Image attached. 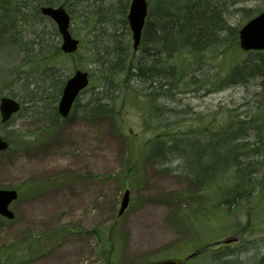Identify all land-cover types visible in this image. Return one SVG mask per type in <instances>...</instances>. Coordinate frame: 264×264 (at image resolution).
<instances>
[{
    "label": "rangeland",
    "instance_id": "obj_1",
    "mask_svg": "<svg viewBox=\"0 0 264 264\" xmlns=\"http://www.w3.org/2000/svg\"><path fill=\"white\" fill-rule=\"evenodd\" d=\"M112 1L126 6L106 26L126 37L130 32L123 20L130 0ZM112 1L62 0L72 19L69 30L80 47L70 58H54V69L61 79L75 70L92 73L81 102L102 86L89 50L94 38L101 37L103 25L92 8ZM211 1L224 14V25H218L222 32L217 28L218 41L211 42L209 50L181 53L176 62L185 70L175 74L179 82L172 89L122 79L114 85L120 108L112 120L84 122L76 109L67 119L54 122L27 107L8 126H0V135L10 144L0 153V190L18 193L9 207L13 220L0 218V264H147L170 258L188 264V257L191 264L264 263V165H252L260 159H252V137L240 139L243 142L236 139L240 135L232 137L234 144L223 149V157L235 163L214 183L197 177L199 172H192L199 179L190 181L187 175L192 173L184 166L189 156L178 146L185 137L238 133L237 119L244 110L251 109L248 117L256 122L264 117V106L244 108L264 93V51H241L236 33L248 17L264 8V0ZM32 19L28 10L7 21L0 16L3 32L12 26L0 41V97H11L20 89L29 62L21 50L30 45L33 31L43 34L45 24L52 22L45 19L33 26ZM234 68L241 69L243 77L226 88L224 81ZM150 98L158 104L159 119L147 111ZM157 143L176 146L172 153L166 152L170 160H158L162 158L155 152ZM214 156L208 155L207 166ZM238 159L250 167L247 172L244 168L239 172ZM187 165L192 167L188 160ZM206 174L211 177V171ZM242 174L253 176V182L246 184L247 196L229 204L238 192L235 182L249 180ZM125 193L128 205L118 216ZM205 199L214 202L216 212L212 207V216L206 212L202 219L200 211L209 204ZM214 221L216 230L211 228ZM194 245L199 246L193 249Z\"/></svg>",
    "mask_w": 264,
    "mask_h": 264
},
{
    "label": "trees",
    "instance_id": "obj_2",
    "mask_svg": "<svg viewBox=\"0 0 264 264\" xmlns=\"http://www.w3.org/2000/svg\"><path fill=\"white\" fill-rule=\"evenodd\" d=\"M20 1H17L13 4L10 0H0L1 18L7 21V18L11 17L12 15L16 17L17 13L26 15L27 10L30 12V14L33 15V13H37L39 11L38 8L40 5H64V2H62L61 0H58L60 2H58L57 0L53 2L49 0H25L23 2ZM172 2V0H149V3L151 4V6H149V16L145 23V28L142 32V39L137 48V53H134L133 49L131 48L130 38H128L127 36L123 37V34L122 36L117 34L115 30L110 32L106 29H103V32H100V35L101 37L103 36V38L101 39V37H99V39L93 40L94 46L92 47L93 49L89 50V52H91L92 56L96 58L95 62L98 63H96V66L99 69L98 78H101L100 82L102 83V86L99 87L98 90L92 89L93 93L90 95V97L83 104H80V106H78L80 107L79 114L84 119V121L87 120L89 122H99L112 120L115 116L117 117L120 106L119 104H117L118 95L114 94V85L118 81L126 79L124 81L128 83L131 82L128 79L142 78L144 82L148 83L159 79L156 87L157 89H172V87H175L179 82V80L176 79L177 76L175 77V74H177L179 71L185 70V65L182 66L178 62H176V60L180 59L179 57H181V53L185 51H188L190 53L196 51L199 53H203L204 51L209 50V48L212 47L209 45L213 40L212 26L214 23H211V19L215 18L217 21V14L212 10L205 11L202 5L199 7L197 4L194 5V10H190L189 6L184 4L183 7H180L178 13L173 9L175 6ZM55 3L58 4L55 5ZM175 8L177 9V7ZM191 13H194L198 16L195 21H190ZM173 20L175 22H180L183 20L185 21V23L183 26L176 28L173 25ZM208 23H210V26L208 25ZM123 25L125 29L126 20H123ZM217 25L218 23L215 24V29L219 28ZM203 26H207L208 29L205 28L206 31H202ZM10 28L11 26L8 25V29L4 32H9ZM4 32L2 31V29H0V41L5 40V36H7ZM221 32L222 31H220V33ZM54 34H56L55 37ZM173 37L175 38V42L172 41ZM214 37L216 38V41H218L219 36H216L215 34ZM55 38H58L57 31L52 29L50 30L47 37L38 36L37 38H34L31 41L32 47L30 49L25 46L21 50L22 53L25 54V57L27 59L30 57L28 53L30 51H35V53L42 54L45 58L48 59V65H38L28 62V67H26L27 71H25L24 78L22 79V84L20 85L19 98L23 104V107H26L27 104L33 103L41 108L39 110H36V112L41 111L42 109H44V107H46L49 113L46 112L45 114H50V116L56 114L55 104L60 97L59 95L64 83V79H61L59 74H56L57 70L54 69V58L63 57V54L59 52L58 43H56ZM97 44L100 45V49L97 47ZM152 44L158 46L161 45L162 49L160 47L158 50L152 49L150 48ZM162 53L165 54V60L161 59L160 57ZM30 69H32L33 71L30 72ZM241 72V69L234 68L227 75L224 83L226 84L229 81L234 82L237 78L243 77ZM55 77L58 78V81L55 80ZM164 80L167 83V87L164 86ZM146 86L153 85L149 84ZM147 103L148 104L146 108L148 113L150 114V117L153 115L157 116L155 110L158 109V104L155 102V99L150 98ZM246 105H252L251 108L257 107L256 109L259 110L260 107L264 106V93L260 95V97H257L253 104L247 103ZM159 110H162V108L159 107ZM164 110L167 109H163L162 111ZM160 116L162 115H158L156 118L159 119ZM237 120L239 121L237 124L238 133L229 135H222L221 133H207L205 137H203L202 135H197L193 138H183L185 141L180 142L178 146L180 147V149L187 152L189 156L186 160H184V166L186 167L187 173L194 172L198 174L199 172L197 177L204 178L207 183H214L213 181H215L220 173L227 170V168L229 169L230 167L228 166H230L232 163H235L233 159H227V157H223V149H225V147H229V145L234 144L232 142V137L234 135H240L236 138L239 141L240 139H243L244 141L245 138H247L246 134L243 132V121H241V118ZM168 124H162L161 126H168ZM253 124L259 128L264 127L263 120H259L258 122L254 120ZM200 142H203L204 144L206 143L204 145V148L196 147V144ZM240 142H242V140ZM183 144L187 146H185L184 148L182 147ZM192 146H195L196 148L192 149ZM175 149L176 146H171V144L165 143L161 145L157 143V145L155 146V152H159L162 158L158 160L160 162L164 160H170V157L166 152L172 153L173 151H175ZM197 150H202V154H200V157L198 156L199 159L195 162L192 158L197 157ZM250 150L253 153V160H255L254 158L260 157V159L255 160L258 163L252 162V165L256 164L263 166L264 134L252 141ZM217 152H219V157H217L215 154ZM208 155H215V158L207 166ZM249 158L243 157L242 160ZM201 159L202 161H204L203 164L200 163ZM187 160L189 161V163H191L192 167L187 165ZM239 160L241 159H238L236 161L237 165H240V168L236 166L237 169L240 173L245 171L247 172L250 167H245L243 165L244 162L240 163ZM223 164L226 166H224ZM220 168H222L221 171H219ZM242 168H244L245 171H243ZM203 170L205 171L202 172ZM209 171H211V177H207L206 173H209ZM194 173H192L191 176L187 175V177L190 179V181L196 182L199 178H196V175ZM241 176H246L249 180H241L239 178V180L235 182L234 187L238 192L231 195L229 204L232 201H238L239 199L243 200V196H247L246 193L248 192V190L246 188L248 186H246V184L253 182V176L250 174H242ZM206 185L208 187V184ZM200 193L201 192L199 191L197 194L199 195ZM211 203L213 204V206H211ZM212 207L214 212H216L214 202L210 201L205 210L200 211L199 218L203 219L207 217V213H209V216L211 215V213H214L213 210H211ZM215 227L216 223L214 221V225L212 224L211 228L215 229ZM204 240L205 239H203L202 241ZM199 245H194L193 247H198Z\"/></svg>",
    "mask_w": 264,
    "mask_h": 264
},
{
    "label": "water",
    "instance_id": "obj_3",
    "mask_svg": "<svg viewBox=\"0 0 264 264\" xmlns=\"http://www.w3.org/2000/svg\"><path fill=\"white\" fill-rule=\"evenodd\" d=\"M130 9L128 13L129 27L131 28V38L133 39L132 48L136 50L137 44L140 41V34L143 29L144 20L146 18V8L145 0H132L130 4ZM41 12L44 16L50 17L56 22L57 30L61 35L62 45L61 50L67 54L72 53L78 45V40L72 38L69 33L68 27L70 19L65 9L59 8H41ZM239 44L240 47L247 51L249 49L258 50L264 49V12L256 16V18L249 21L245 27L239 31ZM88 82V73L75 71L72 78L66 82V86L62 92V98L59 102V113L61 116H66L70 110V106L77 96V93L82 90ZM0 110L2 114V120L9 118L10 114L18 110V104L10 99H2L0 104ZM7 147L0 138V150ZM127 193H125L122 199V205L119 210V214L127 206ZM16 192L1 190L0 191V215L5 216L8 219L13 218V214L8 210V205L12 200L16 199ZM150 264H179L177 261H161L158 263Z\"/></svg>",
    "mask_w": 264,
    "mask_h": 264
},
{
    "label": "bare ground",
    "instance_id": "obj_4",
    "mask_svg": "<svg viewBox=\"0 0 264 264\" xmlns=\"http://www.w3.org/2000/svg\"><path fill=\"white\" fill-rule=\"evenodd\" d=\"M49 1H56V0H49ZM58 1V0H57ZM62 1V0H61ZM112 1V0H111ZM173 2V5L175 6V7H177V9L174 7L173 9L174 10H176L178 13H179V9H180V7H183L184 6V4L185 5H188L189 6V8H190V10H194V5H198L199 7L202 5L203 7H204V9H205V11H208V10H212L213 12H215L216 14H217V21H216V19L215 18H213V19H211V23H214L213 24V26H212V28L215 26V24L216 23H218V25L219 24H222L223 23V25H224V14L222 13V12H220L219 11V7H218V9H216V6H217V3L216 2H213V1H211V0H172ZM58 2H60V1H58ZM58 4V3H57ZM56 3H55V5H57ZM126 4V2L124 3H122V2H120V1H118V2H116V1H112L111 3H108V4H106V3H103L102 2V4H100V3H98V7L96 8V9H94V8H92V15H94L95 13H97V14H99L100 15V22H102L101 24L103 25L102 26V32H103V29H106V30H108V31H110V32H112V31H116V29L114 28H112V26H110V27H108V26H106V23H114V20L116 19V17L117 18H119V14L121 13L122 14V12L124 11V8H125V5ZM42 6L43 5H40L39 6V11L37 12V13H33V19H32V25L33 26H36L37 24H39V23H41L42 21H45V19L42 17V15H41V8H42ZM51 7H53L52 5H50ZM191 6V7H190ZM207 7V8H206ZM65 8V7H64ZM0 9H1V5H0ZM102 9H103V11H102ZM94 10V11H93ZM65 11H66V13L68 14V16L70 17V14H69V12L67 11V9L65 8ZM245 11V10H244ZM101 12H103V13H101ZM128 12V11H127ZM126 16H127V14H126ZM190 21L192 20H194L195 21V19H197L198 18V16L196 15V14H194V13H191L190 14ZM128 17V16H127ZM126 17V18H127ZM49 22V21H48ZM173 22V25H174V27H176V28H179L180 26H183L184 25V23H185V21H180V22H175L174 20L172 21ZM203 24V23H202ZM208 25L210 26V23H208ZM207 25V26H208ZM217 25V26H218ZM207 26H203V30L202 31H206V29L205 28H207ZM12 27V26H11ZM51 27H52V24L49 22V24L47 25V24H45V26H44V33L42 34L41 33V31L39 30L38 31V33L37 32H35V31H33V33H32V36L31 35H29V38L31 37V39L29 40V42H27V43H29L30 45H27V48H31L32 47V43H31V41L34 39V38H37L38 36H44V37H47V35L49 34V32H50V30H52L53 29V27H52V29H51ZM223 28V26H221V27H219V29L218 30H220L221 31V29ZM113 29V30H112ZM208 29V28H207ZM217 30V28L215 29V31H213V40L211 41V42H216V38L214 37V35L216 34V36H219V34H218V30ZM56 36V34H54V37ZM3 37V36H2ZM9 40V42H12V38H9V36L7 37ZM219 38V37H218ZM95 40H96V38H94ZM55 41H56V43H58L59 41H58V38H55ZM172 41H174L175 42V38L173 37L172 38ZM211 42H210V44H211ZM214 43L211 45V46H213L214 45ZM209 44V45H210ZM98 46V48L100 49V45L99 44H97ZM159 47L161 48V45H151L150 46V48H152V49H155V50H158L159 49ZM162 49V48H161ZM29 53V55H30V57H29V62L30 63H33V64H44V65H48L47 63H48V59L47 58H45L42 54H40V53H35V51H30V52H28ZM194 54L195 53H199V52H193ZM160 57H161V59H163V60H165V54H161L160 55ZM141 80V81H143V79L142 78H132V80ZM55 80L56 81H58V78L57 77H55ZM159 79H157V80H155V81H152V82H148L146 85H149V84H152V85H154V83H157L158 84V81ZM144 82V81H143ZM144 83H146V82H144ZM232 83H234L233 81H229L228 83H226V88L228 87V88H231V87H233L232 85H234V84H232ZM27 107H32V108H35V109H39V106H36L35 104H33V103H30V104H28V106ZM36 111V110H35ZM241 121H243V132L246 134V136L248 137V138H251L252 137V139H257L258 137H260L262 134H264V127H261V128H259V127H257V126H255L254 124H253V121L254 120H251V119H249V117H248V115H245V116H242L241 117ZM197 157L199 156L200 157V154H202V150H197ZM196 157V158H197Z\"/></svg>",
    "mask_w": 264,
    "mask_h": 264
}]
</instances>
